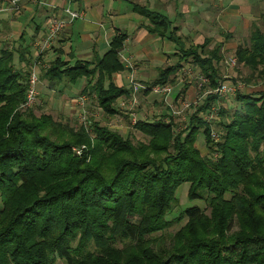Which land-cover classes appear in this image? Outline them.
Wrapping results in <instances>:
<instances>
[{"label": "trees", "instance_id": "trees-1", "mask_svg": "<svg viewBox=\"0 0 264 264\" xmlns=\"http://www.w3.org/2000/svg\"><path fill=\"white\" fill-rule=\"evenodd\" d=\"M134 10L149 21V33L180 47L179 62L162 69L152 85L174 82L181 63L191 59L216 87L220 45L208 51L205 40L187 48L166 16L138 5ZM262 20L261 28L251 25L249 44L237 47L235 58L264 80ZM127 38L117 33L94 62L72 64L59 56L40 78L51 87L85 79L83 93L90 91L115 115L117 100L131 93L114 80L126 70ZM29 49L21 57L30 68ZM14 62L13 51L0 49V264H264V90L237 93L236 107L219 111L228 120L217 124L224 131L218 143L200 116L216 94L206 96L179 133L165 119L139 120L134 128L149 137L146 148L97 122L88 132L52 115L18 112L31 71ZM201 133L206 156L197 147ZM82 146L76 155L73 148ZM185 183L189 200L206 202L209 215L199 206L184 209L176 220L188 222L169 247L156 234L171 227L168 215Z\"/></svg>", "mask_w": 264, "mask_h": 264}, {"label": "rangeland", "instance_id": "rangeland-1", "mask_svg": "<svg viewBox=\"0 0 264 264\" xmlns=\"http://www.w3.org/2000/svg\"><path fill=\"white\" fill-rule=\"evenodd\" d=\"M246 1H239L237 2L238 5H232L231 9H234V11H230L227 8V4L229 3L227 0H223L220 3V7L218 5L215 7L216 3H214V0H201V11H194L191 8L183 14L185 17L180 18L179 21H175L179 26L178 29H180L177 35L181 37L183 44L187 48L201 45L205 40L208 41L205 47L208 51L220 45L221 59L215 63L218 72L217 83L226 82L234 86L236 93L227 99H218L212 105V107L216 108V111L200 114L203 119L204 117L206 119L210 117L211 131L213 130L218 134L219 142L224 131L217 124L228 120L227 116L219 115V111L223 109L230 113L231 109L237 105L235 99L237 93L254 94L264 90V80L259 79L257 73H252L251 70L242 64H235L234 66L229 64V59L235 58L237 47L247 46L249 44L250 33L253 30L251 25L253 24L259 28L262 27L264 0H254V2L249 4ZM205 2H207V6ZM123 3L126 8L128 6L127 3L124 1ZM67 8L74 10V6L71 4ZM127 16L129 18L138 17V15L130 11L127 12ZM139 18L141 19L142 17ZM76 23V29L80 32L81 23L84 22L81 20ZM27 26L26 40L24 41V46L26 47L32 45L35 28V25L30 22ZM79 40V37L74 40L77 46L78 44H83ZM167 44L170 45L169 47L176 46L171 42H167ZM177 47L179 51L180 47L178 45ZM70 48H67L68 52L71 51ZM53 49L54 47L51 50ZM178 51L176 54L170 55L165 63L154 59L149 60V67H145L146 61H139L136 57H131L128 60L127 66L132 68H130L132 72L129 70V75L127 74L126 78L122 80V85L118 86L129 89L131 93L130 96L121 97L117 100L115 108L118 112L115 115L106 113L99 106L96 96L90 91L83 93L86 85H71V83L65 80L61 84L51 87L49 81L43 78H40L42 85H38V96L35 105L27 110H23L19 106L17 111L26 115L29 111H32L37 117H40L42 114L52 115L56 121H62L76 129L81 127L85 128L88 132L91 131L92 124L97 122L102 126L118 132L124 138H129L134 145L141 143L147 148L150 144V139L134 128L137 121L165 119L168 123L172 122L174 124L173 130H175V133H179V131H183L189 126L188 124L190 123L192 115L197 112V109L202 105L206 96L213 94L214 88L211 87L210 79L201 72V69L197 65H194L191 59L183 61L181 63L182 69L174 77V82H168L166 84L172 89L170 94H154L148 90L149 87L163 86L152 85V83L158 78L159 72L162 69L176 65L179 62V56L181 55ZM154 64L157 65L156 68ZM17 65L20 66L21 62ZM17 65L15 66L17 67ZM31 65H33V59ZM47 67H40L41 75ZM23 69L31 71V67L29 68L27 65ZM141 71L144 75L140 73ZM132 73H134L133 76L137 81L142 82L146 86L148 85L146 90L133 91L129 83V77ZM83 80H80L79 83L82 84ZM202 80L206 82L202 83ZM197 147L201 150L202 156L208 155L202 133L198 136ZM75 148H73V151ZM159 155L164 156L162 153ZM151 156L155 157L154 154H151ZM189 187L190 184L185 183L177 191V202L175 203L173 212L168 215V219L173 221L171 227L165 232L156 234V238L161 237L157 241H162L169 247L173 245L174 235L188 222V219L182 221L176 220L184 209L199 206L204 210L206 215H209L210 209L206 205V202L189 200ZM236 229L234 228L233 231ZM155 244L156 242H153L150 246L154 247ZM57 264L64 263L62 260H59Z\"/></svg>", "mask_w": 264, "mask_h": 264}, {"label": "crops", "instance_id": "crops-1", "mask_svg": "<svg viewBox=\"0 0 264 264\" xmlns=\"http://www.w3.org/2000/svg\"><path fill=\"white\" fill-rule=\"evenodd\" d=\"M123 1L128 5L126 8ZM222 1L214 0L215 7L217 5L220 7ZM227 1L229 2L227 8L234 11L231 6L238 5L237 2L243 0ZM246 2L249 4L254 0H247ZM69 4L74 6L73 11L78 12L81 16L67 26L54 44V49L47 54L45 53L43 59L50 66L59 56L63 60L71 61L72 64L79 59L94 62L109 51L111 41L117 33H126L128 38L121 52V59L126 70L114 75L117 85H122V80L126 78L127 74L129 75L130 68L127 66V62L131 57H136L142 62L146 61L145 67H149V60L154 59L165 63L170 55H174L178 51L177 44L167 37L161 38L148 32L149 21L134 10L136 5L161 13L177 28L179 26L175 21L185 17L183 14L189 9L201 11V0H0V8L2 9L0 13V49L6 48L15 53V65L21 62L20 66L17 65V69L24 68L27 64L21 54L27 48L24 46V41L26 40L28 23L35 25L32 45L29 46L31 55L27 54L29 59L34 56L36 39L46 33L48 22L52 18L69 20L65 12ZM205 5L207 6V2ZM128 11L138 15V17L129 18L127 16ZM81 20L84 23H81V31L79 32L76 29V22ZM77 37L83 44L77 46L74 41ZM167 42L174 43L176 46L169 47ZM68 47H71L69 52ZM154 66L156 68L157 65L154 64ZM140 73L144 75L142 71ZM78 83L71 85H87L85 79L82 84ZM39 85L42 83L40 82Z\"/></svg>", "mask_w": 264, "mask_h": 264}, {"label": "built area", "instance_id": "built-area-1", "mask_svg": "<svg viewBox=\"0 0 264 264\" xmlns=\"http://www.w3.org/2000/svg\"><path fill=\"white\" fill-rule=\"evenodd\" d=\"M1 12L2 9L0 8V13ZM65 12L69 17V20L62 18H52L48 22L46 33L41 37H38L34 43L33 65H31V73L28 83L29 88H28L26 100L20 105L21 109L23 110L32 108L36 103V99L38 96V85L40 83V67L42 68L47 67V64L43 59V56L47 51L51 50L54 47V44L58 40L61 33L67 28V26L70 23H73L81 16L78 12L73 11L70 8H66ZM229 64L231 66H234L236 64L235 58L229 59ZM49 67L50 66H48L47 69H49ZM133 75L134 73H132V75L129 77V83L133 91L138 92L144 89L146 90L148 85L146 86L142 82L137 81ZM204 82L206 81L202 80V83ZM148 90H150L154 94H161V93L170 94L172 92L171 87L168 85L152 87V88L149 87ZM212 93L216 94L218 99H227L228 97H231L236 93V89L234 86H231L226 82H218ZM214 111H216V108L212 107L210 112H214ZM204 119L208 122L210 121V117H208L207 119L204 117ZM211 139L215 143L219 142V136L213 130L211 131ZM85 150H86V146H82L74 149L76 155L78 156H81Z\"/></svg>", "mask_w": 264, "mask_h": 264}]
</instances>
